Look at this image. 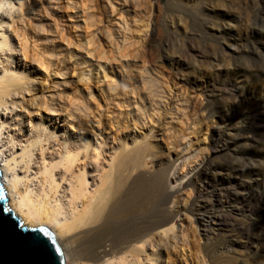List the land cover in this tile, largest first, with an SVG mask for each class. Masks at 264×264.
<instances>
[{"label": "rangeland", "instance_id": "1", "mask_svg": "<svg viewBox=\"0 0 264 264\" xmlns=\"http://www.w3.org/2000/svg\"><path fill=\"white\" fill-rule=\"evenodd\" d=\"M36 4L44 25L40 41L52 45L54 65L35 81L41 82L42 96L54 95L57 108L61 95L68 93L74 104L78 99L89 121L87 130L76 133L67 123L77 122L78 112L67 121L62 113L53 121V137L81 135L90 150L102 144L106 170L110 156L140 144L148 146L145 170L172 165L169 187L179 192L171 198L177 204L168 206L179 214L177 226L168 235L158 229L159 247L143 250L149 261H142L264 264V0ZM28 12L34 14L32 7ZM46 114L43 110L42 116ZM224 121L231 131L221 143ZM229 161L236 164L234 170L223 167ZM0 167L7 206L15 214ZM197 173L204 184L196 188H202L204 197L194 202ZM222 184L245 191L230 196L229 207H212L209 199L214 195V201L221 188L214 193L203 190ZM141 187L148 188L152 205L149 200L137 203L143 207L124 216L116 231H109L111 237L162 206V196L153 200L152 181L144 180ZM217 215L222 223L215 221Z\"/></svg>", "mask_w": 264, "mask_h": 264}, {"label": "bare ground", "instance_id": "2", "mask_svg": "<svg viewBox=\"0 0 264 264\" xmlns=\"http://www.w3.org/2000/svg\"><path fill=\"white\" fill-rule=\"evenodd\" d=\"M29 1L33 2L0 0V166L6 177L4 189L8 204L26 227H46L53 233L64 264L65 260L68 264H147L142 261L145 258L149 261L147 256L144 258L143 250L159 247L155 243L156 231L161 229L168 235L177 226L179 214L168 206L177 204L171 198L179 192L169 187L172 165L145 170L148 146L140 144L110 156L111 163L106 170L102 144L97 143L90 150L81 135L80 138L71 133L65 138L53 137L56 131L53 121L63 116L62 113L67 121L78 112V121L67 123L76 133L87 130L89 121H85L86 106L77 104L78 99L74 104L68 93L60 94L58 108L54 95L42 96L41 82L35 79L42 75V70H52L54 51L51 44L41 43L44 26L39 19L41 10L35 5L37 0L34 4H28ZM31 7L34 14L28 12ZM66 91L64 88L62 94ZM43 110L47 116H42ZM223 126L224 131L220 129L223 139L218 141L221 143L231 131L225 121ZM235 165L229 161L223 167L230 171ZM198 173L193 187L194 202L204 197L202 188H196L204 184L202 179L198 180ZM144 180L148 184L152 181L156 193L153 200H160L162 196V206L130 230L122 234L120 228L118 235L111 237L109 231H114L124 216L143 207L137 203L146 205L149 200L148 206L152 205L148 188L141 187ZM225 185L204 188L205 193L221 188L214 201V195L209 199L212 207L217 203L219 208L229 207L232 203L229 197L245 191L239 185ZM215 221L222 223L223 219L217 215Z\"/></svg>", "mask_w": 264, "mask_h": 264}, {"label": "water", "instance_id": "3", "mask_svg": "<svg viewBox=\"0 0 264 264\" xmlns=\"http://www.w3.org/2000/svg\"><path fill=\"white\" fill-rule=\"evenodd\" d=\"M36 241H41L37 246ZM0 264H64L62 250L46 227L28 228L8 209L0 184Z\"/></svg>", "mask_w": 264, "mask_h": 264}, {"label": "snow or ice", "instance_id": "4", "mask_svg": "<svg viewBox=\"0 0 264 264\" xmlns=\"http://www.w3.org/2000/svg\"><path fill=\"white\" fill-rule=\"evenodd\" d=\"M37 246L41 244V241H36Z\"/></svg>", "mask_w": 264, "mask_h": 264}]
</instances>
